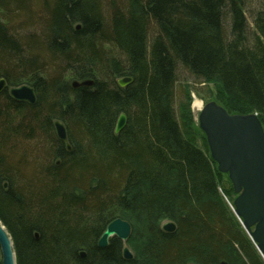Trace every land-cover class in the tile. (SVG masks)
<instances>
[{
  "label": "trees",
  "instance_id": "1",
  "mask_svg": "<svg viewBox=\"0 0 264 264\" xmlns=\"http://www.w3.org/2000/svg\"><path fill=\"white\" fill-rule=\"evenodd\" d=\"M246 7L0 0V220L17 264H264L221 194L210 152L174 108L181 66L217 82L228 113L264 123V8L250 11V27ZM12 14L39 22L37 34L13 31ZM123 75L131 81L120 86ZM86 79L93 84L71 85ZM22 84L33 104L9 95ZM120 113L126 122L115 133ZM55 120L67 141L54 134ZM117 217L131 225L132 259L115 236L97 245ZM165 219L173 231L162 229Z\"/></svg>",
  "mask_w": 264,
  "mask_h": 264
},
{
  "label": "water",
  "instance_id": "2",
  "mask_svg": "<svg viewBox=\"0 0 264 264\" xmlns=\"http://www.w3.org/2000/svg\"><path fill=\"white\" fill-rule=\"evenodd\" d=\"M131 77L117 80L125 86ZM0 79V90L4 85ZM92 80H74L72 87L89 86ZM9 95L18 101L33 104L36 100L33 88L27 84L13 86ZM199 126L205 133L210 156L217 163L219 172L227 173L237 194L233 201L234 213L242 219L244 229L256 243V248L264 259V129L255 114L228 113L214 101H207L198 115ZM126 122L124 113H120L115 124V133ZM56 137L67 141V132L60 120L53 122ZM69 148V145H66ZM162 229L171 232L175 223L167 221ZM131 233L128 221L115 218L111 220L98 238L97 245L105 247L113 236L123 242L122 254L132 259L133 254L125 245ZM0 264H17L16 253L11 235L0 220Z\"/></svg>",
  "mask_w": 264,
  "mask_h": 264
},
{
  "label": "rangeland",
  "instance_id": "3",
  "mask_svg": "<svg viewBox=\"0 0 264 264\" xmlns=\"http://www.w3.org/2000/svg\"><path fill=\"white\" fill-rule=\"evenodd\" d=\"M33 2H34V0H33ZM32 5H33V3H32ZM36 5H37V3H35L33 10L38 15H40V17H38L36 15L37 18H41L43 16L42 15L43 11ZM246 6H247L246 7V9H247L246 17H247V20L249 22L250 27H252V23H251V19H250V11H253V10L258 9V8H264V0H246ZM3 16H5V13L3 14ZM9 21H7V23H9ZM11 21H13V22L9 23L11 29L15 32H18L19 34H22L25 36V34H31V33L37 34V32H38L37 28H39V22H37V23L30 22L27 24V22H26L27 20L25 21V15L12 14ZM41 21H43V19L40 20V22ZM50 66H51L50 67L51 71H55L54 68H52L53 66L52 65H50ZM49 71L50 70H48V69L46 70V72H48V73H49ZM176 71H177L176 72L177 81H176V85H175L176 96H175V103H174V108H175L176 114L178 115V118L184 122L183 126L185 125V127L187 128L188 135H192L194 137L197 146H199L202 150L209 151V146L207 143L205 133L202 131V129L199 126V121H198L199 113L197 112L195 115L194 110L191 108V104H190L191 95L193 96V94H195L196 96H198L200 99H202L203 104L205 102H207L208 100L209 101L212 100L215 103L221 105L223 108L232 105V102L230 100L225 99V97H223V96H225V94L221 91V88L217 82H215V81L203 82L200 79H197L194 76H192L186 69H184L181 66H178ZM127 76L128 75H123L119 78H123V77H127ZM0 79H3V78H0ZM88 80H90V79H88ZM92 84H93V80H92ZM6 86L7 85L4 82V85L2 86L1 90ZM10 88L11 87H9V89ZM262 127L264 129V123H262ZM54 134H55V131H54ZM23 144L25 145V149H28V150H32L36 146L38 147L37 142H34L32 145L28 142L27 143L24 142ZM31 159L28 158V161H30V163L33 162ZM213 162H215V161L213 160ZM215 165L217 168L216 162H215ZM217 173L219 174L218 184L220 187L221 194L223 193V191H226L229 193V196H227L228 198L226 197L225 194H223V198L226 200L227 203H228V201L233 203V200L235 199L237 194L233 191L232 182L229 179L228 174L223 173V172H219L218 169H217ZM228 205H229V203H228ZM167 220L168 219L162 220L161 224H163ZM241 227L243 228L242 225H241ZM243 230L245 231L248 238L251 240L250 234L246 231V229L243 228ZM253 244H254V247L256 248L257 247L256 243H253ZM129 249L131 251L133 250L130 246H129ZM256 250H257V248H256ZM259 255L261 256L260 253H259ZM261 258H262V256H261Z\"/></svg>",
  "mask_w": 264,
  "mask_h": 264
},
{
  "label": "bare ground",
  "instance_id": "4",
  "mask_svg": "<svg viewBox=\"0 0 264 264\" xmlns=\"http://www.w3.org/2000/svg\"><path fill=\"white\" fill-rule=\"evenodd\" d=\"M191 93V92H190ZM192 94V93H191ZM193 99V100H192ZM190 104H191V108L194 110V114L196 115V113L203 108V101L202 99H200L198 96H196L195 94H193V96L191 95V99H190ZM259 119V118H258ZM56 121V120H55ZM260 121V120H259ZM260 123L262 124V122L260 121ZM7 230V229H6ZM253 242V241H252ZM254 243V242H253Z\"/></svg>",
  "mask_w": 264,
  "mask_h": 264
}]
</instances>
